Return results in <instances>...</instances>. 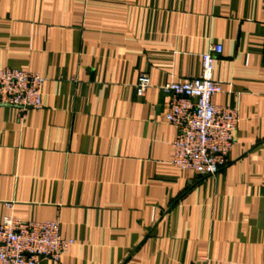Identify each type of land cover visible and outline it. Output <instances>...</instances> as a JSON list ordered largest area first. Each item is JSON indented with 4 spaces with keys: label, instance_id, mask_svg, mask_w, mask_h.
<instances>
[{
    "label": "crops",
    "instance_id": "1",
    "mask_svg": "<svg viewBox=\"0 0 264 264\" xmlns=\"http://www.w3.org/2000/svg\"><path fill=\"white\" fill-rule=\"evenodd\" d=\"M210 43L212 101L238 120L198 177L171 163L160 87ZM0 67L43 78L24 121L0 106V221L58 219L74 241L37 264H264V0H0Z\"/></svg>",
    "mask_w": 264,
    "mask_h": 264
},
{
    "label": "built area",
    "instance_id": "2",
    "mask_svg": "<svg viewBox=\"0 0 264 264\" xmlns=\"http://www.w3.org/2000/svg\"><path fill=\"white\" fill-rule=\"evenodd\" d=\"M221 50L220 44L210 43L201 55L199 75L160 87L170 96L163 120L176 131L171 163L198 177L224 167L234 143L236 108L212 101L222 91L213 78L214 54ZM42 83L36 71L0 67V106L14 108L18 120L24 121L28 110L42 107ZM149 85L147 75L138 76L136 95L143 96ZM73 244L60 234L58 219L23 221L7 213L0 221V264H37L41 258L57 262Z\"/></svg>",
    "mask_w": 264,
    "mask_h": 264
}]
</instances>
